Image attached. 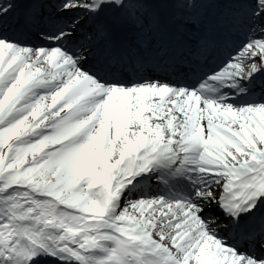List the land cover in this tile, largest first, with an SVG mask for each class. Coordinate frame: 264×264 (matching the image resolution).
Listing matches in <instances>:
<instances>
[{"label":"snow or ice","instance_id":"1","mask_svg":"<svg viewBox=\"0 0 264 264\" xmlns=\"http://www.w3.org/2000/svg\"><path fill=\"white\" fill-rule=\"evenodd\" d=\"M0 264H264V0H0Z\"/></svg>","mask_w":264,"mask_h":264}]
</instances>
